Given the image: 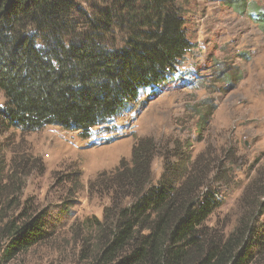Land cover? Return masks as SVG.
Listing matches in <instances>:
<instances>
[{
  "label": "trees",
  "instance_id": "1",
  "mask_svg": "<svg viewBox=\"0 0 264 264\" xmlns=\"http://www.w3.org/2000/svg\"><path fill=\"white\" fill-rule=\"evenodd\" d=\"M247 1L225 0L240 12ZM258 4L248 14L264 30ZM192 48L180 0H0V122L23 133L56 125L88 139L158 92ZM158 152L154 138H136L130 160L89 183L91 194L110 199L102 219L83 223L92 235L81 251L93 264H253L264 256L250 196L237 223L209 233L221 206L212 182L225 178L215 161L204 154L188 166L167 161L156 181ZM263 185L258 179L248 190L264 193ZM11 202L0 203L8 259L49 237L45 211L19 203L10 213Z\"/></svg>",
  "mask_w": 264,
  "mask_h": 264
},
{
  "label": "rangeland",
  "instance_id": "2",
  "mask_svg": "<svg viewBox=\"0 0 264 264\" xmlns=\"http://www.w3.org/2000/svg\"><path fill=\"white\" fill-rule=\"evenodd\" d=\"M180 2L193 48L137 107L95 127L88 139L56 125L23 133L0 122V203L12 201L10 213L19 203L45 211L49 221L48 239L11 259L0 240V264H93L81 251L92 235L83 223L102 219L110 199L88 185L130 160L136 138L158 142L156 181L167 161L188 166L204 154L208 164L216 162L225 178L212 182L221 206L207 222L209 233L237 223L249 196L255 230L264 231V193L248 190L255 180L264 183V30L248 14L253 3L264 8V0H248L242 12L225 0ZM4 103L0 91V108ZM253 264H264V256Z\"/></svg>",
  "mask_w": 264,
  "mask_h": 264
}]
</instances>
